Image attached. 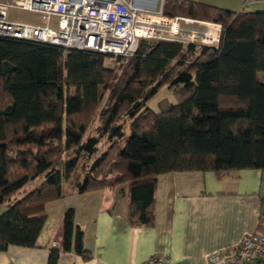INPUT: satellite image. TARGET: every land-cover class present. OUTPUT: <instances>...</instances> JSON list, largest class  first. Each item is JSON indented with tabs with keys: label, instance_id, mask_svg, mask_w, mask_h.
<instances>
[{
	"label": "trees",
	"instance_id": "1",
	"mask_svg": "<svg viewBox=\"0 0 264 264\" xmlns=\"http://www.w3.org/2000/svg\"><path fill=\"white\" fill-rule=\"evenodd\" d=\"M163 14L220 24L219 47L140 41L131 58L114 60L124 62L115 78L105 55L0 37V252L37 247L45 205L66 195L127 192L129 224L148 226L158 176L264 172V11L165 0ZM165 87L174 100L154 112L147 104ZM95 110L99 137L85 138L81 117ZM104 137L108 151L78 174ZM74 217L64 212L48 264L63 252L89 260Z\"/></svg>",
	"mask_w": 264,
	"mask_h": 264
},
{
	"label": "crops",
	"instance_id": "2",
	"mask_svg": "<svg viewBox=\"0 0 264 264\" xmlns=\"http://www.w3.org/2000/svg\"><path fill=\"white\" fill-rule=\"evenodd\" d=\"M256 4L264 6V0ZM20 192L13 201L22 197ZM263 198L264 172L257 170L222 176L200 171L161 175L153 195L152 223L133 226L128 222L127 192L66 195L45 205L47 220L37 247L9 246L0 252V264H48L49 249L61 245L62 217L68 209L74 210L90 258L63 252L58 264H142L153 256L169 257L172 264H225L209 263L208 257L259 233ZM59 201L64 205L52 212V204Z\"/></svg>",
	"mask_w": 264,
	"mask_h": 264
},
{
	"label": "built area",
	"instance_id": "3",
	"mask_svg": "<svg viewBox=\"0 0 264 264\" xmlns=\"http://www.w3.org/2000/svg\"><path fill=\"white\" fill-rule=\"evenodd\" d=\"M0 0V37L48 44L65 52L86 51L131 58L140 41L211 47L221 43L220 24L163 14L165 0ZM9 9L35 14L39 24L8 19ZM209 263H264V235L243 237L233 249L208 257ZM142 264H172L153 256Z\"/></svg>",
	"mask_w": 264,
	"mask_h": 264
},
{
	"label": "rangeland",
	"instance_id": "4",
	"mask_svg": "<svg viewBox=\"0 0 264 264\" xmlns=\"http://www.w3.org/2000/svg\"><path fill=\"white\" fill-rule=\"evenodd\" d=\"M259 0H202V2L206 5L217 7L220 9L232 11L235 13H239L241 11L245 12H258V11H264V6H260L259 4H256ZM6 3H11V0H4ZM255 2V3H254ZM8 19L9 20H15L18 22H24V23H31V24H39L40 20L39 17L36 16L35 14H31L28 12H22L18 11L15 9H9L8 11ZM124 62L119 63L118 65H115L114 61H109L105 60V66L107 68H111L115 72V78L118 77L121 73V67ZM167 99L170 100V102H173L172 100V95L170 92L167 90V88H163L160 90L149 102H148V107L153 110L154 112L157 111L158 109V104L161 100ZM0 101H2V97L0 96ZM99 111H91L90 113H86L82 118V121L87 122V131L85 134V138L88 137H99V128L101 126V122L99 119ZM121 121H127L125 117L121 119ZM129 122V121H128ZM110 147V143H107L106 137L101 138L100 143L98 145V153L97 155L90 159L89 161H84L81 160L79 162V169H78V174L82 175L88 165L92 164V162L102 153H105L108 151ZM42 179L40 178L39 180L34 181L33 183L27 184L22 191L20 192V196H23V194H26L29 192L32 188H34L36 185H38ZM18 198V196H17ZM66 201V200H65ZM65 201H59L54 204H52L50 210L52 212H56L60 210L61 206L64 205ZM54 214V213H52ZM264 223V219L262 220Z\"/></svg>",
	"mask_w": 264,
	"mask_h": 264
}]
</instances>
